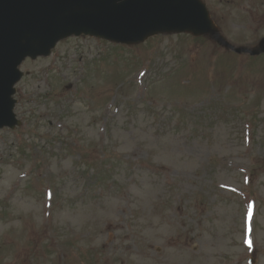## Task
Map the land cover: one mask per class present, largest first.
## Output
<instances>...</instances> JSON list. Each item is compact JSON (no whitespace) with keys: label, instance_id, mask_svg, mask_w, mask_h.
I'll use <instances>...</instances> for the list:
<instances>
[{"label":"rangeland","instance_id":"obj_1","mask_svg":"<svg viewBox=\"0 0 264 264\" xmlns=\"http://www.w3.org/2000/svg\"><path fill=\"white\" fill-rule=\"evenodd\" d=\"M221 1L222 33L253 46L264 0ZM141 50L135 66L68 38L21 67L23 124L0 130V264H264V57L175 35Z\"/></svg>","mask_w":264,"mask_h":264},{"label":"water","instance_id":"obj_2","mask_svg":"<svg viewBox=\"0 0 264 264\" xmlns=\"http://www.w3.org/2000/svg\"><path fill=\"white\" fill-rule=\"evenodd\" d=\"M12 11L26 14L30 25L28 31L15 27L7 36L0 33V126L12 123L8 87L19 77L16 65L27 54L47 52L61 36L84 31L132 42L144 29H210L197 0H0V19ZM70 15L76 17L75 28L68 25Z\"/></svg>","mask_w":264,"mask_h":264}]
</instances>
